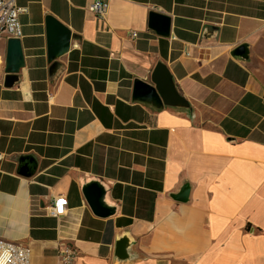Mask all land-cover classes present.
Instances as JSON below:
<instances>
[{
    "label": "crops",
    "instance_id": "obj_1",
    "mask_svg": "<svg viewBox=\"0 0 264 264\" xmlns=\"http://www.w3.org/2000/svg\"><path fill=\"white\" fill-rule=\"evenodd\" d=\"M93 1H18L25 63L12 85L0 34V238L31 264H264V0H105L104 17ZM151 10L171 16L169 37ZM48 15L73 33L52 60ZM158 63L176 96L134 99ZM91 180L112 215L87 203Z\"/></svg>",
    "mask_w": 264,
    "mask_h": 264
},
{
    "label": "water",
    "instance_id": "obj_2",
    "mask_svg": "<svg viewBox=\"0 0 264 264\" xmlns=\"http://www.w3.org/2000/svg\"><path fill=\"white\" fill-rule=\"evenodd\" d=\"M171 16L157 11H150L149 27L158 34L169 37L171 35ZM47 33L50 60L62 55L69 50L72 30L63 22L52 15L47 16ZM237 57H246L248 54L247 44L238 46L234 52ZM25 63V55L22 39L19 36H10L7 42L5 58V83L12 85L17 80V74ZM177 94L171 81L169 70L163 63H158L151 75L150 80L135 79L134 99L152 100L162 103L169 102ZM37 164L32 156H24L19 167V173L31 176L35 173ZM187 191V190H184ZM182 191L175 195L177 199H187V192ZM83 194L92 211L101 217H107L115 212V208L105 201L106 188L100 180H91L83 186ZM126 240L121 239L117 243V252H124Z\"/></svg>",
    "mask_w": 264,
    "mask_h": 264
},
{
    "label": "built area",
    "instance_id": "obj_3",
    "mask_svg": "<svg viewBox=\"0 0 264 264\" xmlns=\"http://www.w3.org/2000/svg\"><path fill=\"white\" fill-rule=\"evenodd\" d=\"M19 0H0V34L10 36L23 35V26L20 14L24 10ZM88 9L98 17H104L108 10V2L105 0H95L89 4ZM137 36V32L132 33ZM3 154L0 153V158ZM68 198L60 195L54 198L49 206V211L53 216H60L66 212ZM78 255V250L67 245L61 251L64 263H72ZM0 264H31V254L27 246L11 240L0 238Z\"/></svg>",
    "mask_w": 264,
    "mask_h": 264
}]
</instances>
